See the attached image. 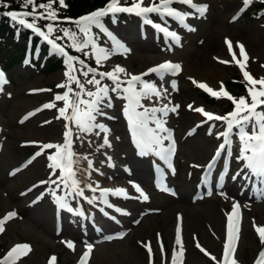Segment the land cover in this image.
<instances>
[{
    "label": "rangeland",
    "instance_id": "rangeland-1",
    "mask_svg": "<svg viewBox=\"0 0 264 264\" xmlns=\"http://www.w3.org/2000/svg\"><path fill=\"white\" fill-rule=\"evenodd\" d=\"M200 1L207 2L209 10L207 20L199 22L195 15L196 18L190 22V27L198 31L195 35L191 31L187 34L182 33L181 46L173 50H154L149 47L148 42L139 43L137 39L141 31L136 20L135 23L130 19L123 20L116 29L114 23L102 22L108 32L130 51L117 50L110 59L102 61L100 69H97L99 72H108L119 65L126 69L127 73L135 74L161 60L176 62L185 70L183 76L173 78L165 73L166 79L163 80L155 79L156 74H152L151 82L155 83L163 94L159 99L155 96L150 100L144 99L145 103H143L147 107H161L167 104L171 108L179 105L175 113L169 112L167 116L162 117L166 121L165 127L172 131L177 144L175 164L178 173L175 178L168 181L167 186L165 181L157 182L154 178L155 173L162 171L158 164L159 157L153 153L140 155L130 144L127 121L122 115L125 101L117 98L115 93H110L113 97V107L103 108L107 116L97 117V122L103 123L109 129L107 135L110 146L100 147L103 144L104 133L101 132L97 136L95 132L99 129H95L91 134H81L83 142L75 140L76 152L81 155L87 154L93 161V169H99L98 172L89 169L90 176L83 175L84 183L80 187L84 188V196L98 198L101 189L110 188H122L127 194V198L115 195L110 197L113 207L100 204L99 211L85 206L84 203H89L83 197L81 200H78V197L68 198L69 205L74 209H88H85L87 217L94 219L100 232L97 237L75 232L76 227L72 226V222H64L58 232L53 228L52 210L57 205L49 190L55 185L41 182L49 181L51 170L47 167L50 163L47 155L55 152V149L44 150L42 155L37 156L26 167H20V163L32 152L40 150V145L63 142L65 121L63 118H56L59 116L58 109L63 106V102L54 101V96L66 90L57 87L58 84L66 82L65 71H45L43 74H37L41 71L28 72V67L24 66L27 70H21L17 63L6 73L8 79L11 77L13 80L12 84L8 81L1 84L3 91L0 95V211H4V215L0 220L10 212H15L16 215L4 222L0 241L9 248L17 244L30 246L31 250L18 259L19 264H49V259L53 256L58 259L57 264H76L79 253L86 249V243L93 246L88 264H147L148 251L145 252V243L140 248L136 246L146 238L151 241V249L154 251L152 264H171L172 261L165 263L160 257L161 241L158 235L168 246H171L173 251L176 250L174 242L177 224L181 229L182 264H209L206 258L208 255L200 249H208L219 259L221 243L228 223L227 214L232 213L233 203L238 204L237 210L240 211L241 217L235 233L237 237L235 251L244 264H247L252 256L254 257L256 253L254 238L257 239L258 235L255 228L264 227V194L247 195L246 190L241 187L245 183L243 175L236 180L232 179L241 168V162L236 159L238 152L234 153L223 190L213 192L209 198L203 197V199L195 194L194 188L199 170L210 158L218 143L217 133L224 131L226 125L221 121H208L202 118L197 112L189 110L188 105H192L193 109L203 106L210 112L216 111L203 104L198 84L206 83L214 91L219 92L221 86L224 87V83L235 72H240L243 77L227 45L221 42L222 38L225 40V37H229L231 40L242 42L246 47L244 49L247 60L244 61V57L240 56L237 47L233 48L236 59L246 63L245 70L255 79L264 77V67H262L264 66V19H259L257 16L253 18L243 16L229 24L228 17L237 7H242V1ZM119 4L124 5L120 2ZM252 5L253 3L245 11H251ZM185 12L189 11L185 10ZM154 15L158 16L156 13ZM190 17L191 15L188 16ZM58 25L59 28L67 29L75 26L68 22ZM97 30L99 36L96 42L111 49V40L99 29ZM53 32L63 37V33L58 29ZM144 34L153 36L148 29L144 30ZM64 38L60 40L62 43L65 42ZM15 49L16 46L6 48L7 55H12ZM84 51L89 52L91 61L96 64L91 47ZM115 55L119 56L111 67ZM78 57L92 67L91 61L86 60V57L81 55ZM220 60L229 63H221ZM75 67L79 69L80 65L77 63ZM75 74L84 83L86 90H95L94 86L85 83L86 78L79 71ZM119 75L121 79L128 78L123 73ZM187 76L195 77L196 84L191 81L188 83ZM88 78H91V74ZM143 79L148 80V76ZM172 81L176 82L175 90L172 88ZM102 84L110 85L111 81L105 78ZM69 86L76 87L75 84ZM255 87L259 89L260 86ZM164 89H167V92H164ZM49 102H54L56 107H42ZM38 109L41 110L37 111ZM29 113L34 115L24 119ZM197 125L200 126L196 127ZM150 126L155 127L154 124ZM193 128L196 129L195 132L189 135V131ZM209 128L212 130L211 135ZM73 131L75 132V129ZM232 139L233 147L239 148L238 138L233 136ZM169 143L170 141L165 140L164 146ZM109 162L113 165V170L109 169ZM148 162L153 163L151 170ZM86 166L87 162L81 160L80 167L86 168ZM58 175L57 170L56 176ZM167 176L168 174L165 179ZM52 179H55V176ZM251 181L252 179L248 187L251 186ZM86 183H91L93 187L98 184L99 187L92 192L85 187ZM134 185L142 189L149 197L148 200L140 197ZM41 193H44V196L38 200ZM57 195H64V192L58 189ZM106 198L109 201L108 195ZM95 202L90 205L94 206ZM67 215L75 214L67 212ZM67 241L74 243V250L67 246ZM180 248L181 246L177 249L178 253Z\"/></svg>",
    "mask_w": 264,
    "mask_h": 264
},
{
    "label": "snow or ice",
    "instance_id": "snow-or-ice-1",
    "mask_svg": "<svg viewBox=\"0 0 264 264\" xmlns=\"http://www.w3.org/2000/svg\"><path fill=\"white\" fill-rule=\"evenodd\" d=\"M60 7H67L65 0H58ZM264 2V0H262ZM54 0H47L46 3H37V0H22L21 7L23 9L31 8V11H5L0 13L4 16L9 17L12 21L18 22L25 28L33 30L37 35L43 37L45 41L51 46V51L59 54L64 59L66 71L64 76L66 82L58 84V88L66 89L62 94H56L54 101H62L63 106L59 107V116L57 119L63 118L65 121L63 142L59 144L44 143L40 145V150L37 151L33 157L27 162L30 164L33 159L44 153V150L55 149V152L47 155V160L50 163L47 167L51 170L49 181H42L41 183L55 185L50 188L49 194L53 197L54 203L57 205L59 210H67L69 213L83 215L79 208H73L69 205L68 198L75 199L76 197H83L89 204L93 203L96 199H100L103 204L108 207H113L109 204V201L105 198L109 192L113 195H124L127 198V194L124 189H101L100 197L95 196L89 198L84 196V188L80 187L84 183L83 175H89V169H93V161L89 159L87 154L81 155L76 152L74 148L75 140L83 142V135L91 134L95 129L99 131L95 132L97 136L100 133H104L103 144L100 147L110 146L108 140L109 129L103 124L97 122L98 116H107V113L103 111L104 107H113V97L110 93L117 94V98L125 101L122 107V115L127 121L128 130L131 133L132 142L139 150L138 154L147 155L153 153L160 158V160L167 162L174 151V141H172L171 130L165 127L166 121L162 119L163 116H167L169 112L175 113L179 105H175L171 108L167 104L161 107H147L142 101L144 99H151L155 96L159 99L162 96V92L158 90L155 83L150 80H144L142 77L149 76L150 74H156L160 79H164L165 73L176 74L180 71L179 64H173L171 62H163L152 68H149L145 73L134 75L127 73L126 69L116 65L112 70L108 72H99L97 68H92L85 63V60L80 59L78 56L70 55L65 51V47L58 44L56 41L64 37L68 38L71 43L69 47L75 49L78 52H82L85 57H89V52L84 49L91 47L92 56L95 59L97 66H100L103 60L110 59L111 55L116 54L117 50L123 49L124 52L130 51L121 41L115 38L108 30L104 27L102 20L106 16H111L113 22H115L116 14L118 13H129L135 14L143 19L145 24H150L157 31L162 32L166 38H171L173 42H179V36L175 31H170L167 27H163L160 23H153L151 19L147 18V14L156 13L160 19L163 20L165 16L175 19L180 26L187 28L189 31H194L185 23V19L193 13L178 11L172 7L173 4L187 5L194 12L199 13L201 16L207 9V5H197L193 0H159L156 3L152 0L147 6H143V0H133L131 5L120 6L119 0H108L104 7L98 8L86 15L80 16L79 18L71 21L75 24L78 32L83 35L82 39H77V32L69 31L67 28H59V20L57 10L53 8ZM253 3V0H242V7L240 11L245 10L249 5ZM0 6L8 8L9 5L6 0H0ZM43 10V11H39ZM26 17H31V22L26 20ZM237 17L234 16L235 20ZM65 20L70 18L65 17ZM37 20H47L49 23L46 24L47 33L41 31L36 26ZM95 27L103 32L111 40L112 47L108 49L104 46L99 45L96 42L95 36L92 32V28ZM59 30L63 33V37L56 36L54 39H50V35L54 30ZM225 44L228 47L229 53L232 55L233 60L240 67L242 75L245 81L248 82L252 87H247V92L250 97V102L241 96L238 99L234 98L230 93L224 90L223 86L219 92L214 91L206 84L200 83L198 87L204 89L213 97H225L233 104V110L227 114L221 116L205 111L202 107H196L193 109L192 105H188L189 110L195 111L202 114L207 118L208 121H221L224 122L226 128L224 131L217 133V139L222 138V142L218 145L212 160L206 166V171L210 170L215 161L221 158L222 153L226 152L228 156L232 155L233 139L235 136L239 142V152L236 157L237 161L241 162L240 171L232 176L233 180H236L239 176L243 175L246 180H251L253 177L256 178V182L264 185V77L259 80L255 79L248 71L245 70L246 63L236 59V55L233 52L232 43L226 38ZM240 56L244 57V61L247 60V54L242 44L237 42ZM221 63H229V61L220 60ZM79 64L80 68L77 69L75 64ZM264 67V66H262ZM77 71L86 78L85 83L94 86V91L86 90L84 83L75 74ZM125 74L127 79H121L119 74ZM91 74V78H88ZM99 77V78H97ZM107 78L111 81V84H102V81ZM6 83L4 74L0 72V84ZM195 83V81H194ZM70 84H75V88L70 87ZM259 85V89L255 86ZM162 87V85H161ZM173 90L176 89V82L172 81ZM43 91V90H39ZM167 92V89H164ZM43 108L56 107L54 102L46 103L42 106ZM41 109H38L39 111ZM161 114L158 116L157 114ZM29 113L24 117L28 119ZM110 119L112 117H109ZM23 122V121H21ZM45 123H49L45 121ZM203 123V121H202ZM150 124H154L155 127H151ZM197 125L196 127H199ZM75 129V132L73 131ZM195 128L189 131V135L195 132ZM167 133V135H162ZM83 134V135H81ZM209 134H212L211 128H209ZM75 137V139H74ZM168 140L170 143L165 147L164 141ZM35 143V142H33ZM110 161V157L108 158ZM81 160L87 162L86 168L80 167ZM108 166H113L110 162ZM194 167H199L194 165ZM59 170V175L56 176V172ZM99 171V169H93ZM19 171V169H17ZM223 173L221 178H223ZM55 176V179L52 177ZM35 187V186H34ZM85 187L95 192L99 185L93 187L91 183H86ZM136 191L140 197L144 200H148V196L142 191L138 185H134ZM64 192V195H57V190ZM31 190V189H30ZM29 190V191H30ZM166 190V189H165ZM211 194V193H209ZM44 193L37 198L42 199ZM238 204L233 203L232 213L227 214V240L224 244L223 251V264H237L233 258L232 253L234 248L232 240L235 238L237 232V226L234 221V216L237 215ZM117 211H121L117 209ZM127 214V213H124ZM16 215L15 212L8 213L3 220H0V232L4 231L3 224L6 220ZM255 227V225H254ZM256 232L259 235L260 241L264 244V227H256ZM111 239L112 237H106ZM70 249L74 250V243L72 241L66 242ZM175 244L180 245V252L177 253L175 250L172 254L171 264H178L179 257L183 254V246L181 239V229L179 224L176 227ZM91 244H85L86 250L80 257L78 264H87V258L90 256L92 251ZM151 258L152 250L150 245H145ZM197 247H200L197 245ZM30 246L27 244H17L13 246L6 255L0 259V264H16V261L26 255L30 251ZM202 252L205 250L200 249ZM164 249L161 245V254L163 255ZM206 255L208 253L205 252ZM56 257L49 259V264H53ZM215 260L216 258L213 257ZM255 264H264V248L258 254V258Z\"/></svg>",
    "mask_w": 264,
    "mask_h": 264
},
{
    "label": "trees",
    "instance_id": "trees-1",
    "mask_svg": "<svg viewBox=\"0 0 264 264\" xmlns=\"http://www.w3.org/2000/svg\"><path fill=\"white\" fill-rule=\"evenodd\" d=\"M6 2L13 7L17 8L18 6H21L22 0H6ZM47 0H37V3H46ZM108 2V0H65V4L67 7H60L58 0H54L53 8L57 10L59 20H65L64 18H70L69 21H74L75 19L79 18L82 14L90 13L98 8L104 7L105 4ZM30 8V7H29ZM7 8H4L0 6V13H3ZM43 11V10H39ZM7 19V21L0 23V34L4 35L7 34L12 37L13 32H9L8 30V23L10 21L8 20V17H5L4 15L0 14V20ZM43 21V20H42ZM47 21V20H46ZM20 34H24L23 32H20ZM26 37V35H25ZM23 47V45L21 44ZM60 68H65L66 66L64 64V59L62 56L53 57L49 62L47 66L48 72H54Z\"/></svg>",
    "mask_w": 264,
    "mask_h": 264
},
{
    "label": "bare ground",
    "instance_id": "bare-ground-1",
    "mask_svg": "<svg viewBox=\"0 0 264 264\" xmlns=\"http://www.w3.org/2000/svg\"><path fill=\"white\" fill-rule=\"evenodd\" d=\"M240 1V0H239ZM32 106V105H31ZM28 109V108H27ZM13 152V151H12ZM97 178V177H96ZM143 220V219H142Z\"/></svg>",
    "mask_w": 264,
    "mask_h": 264
}]
</instances>
